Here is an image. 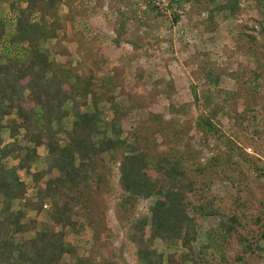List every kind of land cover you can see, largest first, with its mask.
Masks as SVG:
<instances>
[{
  "label": "trees",
  "instance_id": "16d2710c",
  "mask_svg": "<svg viewBox=\"0 0 264 264\" xmlns=\"http://www.w3.org/2000/svg\"><path fill=\"white\" fill-rule=\"evenodd\" d=\"M0 3H4L8 11L0 17V133L6 129L11 139L3 142L0 137V264H58L62 255L74 256V249L63 239L62 229L71 228L73 218H77L72 209L84 199L79 186L86 180L96 185L98 174L91 165L94 158L101 154L117 155L121 190L117 207L122 214L120 219L129 223L128 238L136 247L138 263L210 264L206 258L209 251L218 250L220 262L228 261L226 253L235 250L238 252L232 257L235 264H247L245 256H252L255 252V257L264 263L262 202L259 203L261 212L245 217L257 228L255 234L249 231L246 235L241 230L248 222L242 220L244 216L238 214V210L227 215L211 200L206 206L185 202L187 196L194 192L196 176L214 171L230 180L237 171L236 166L249 167L250 171L255 166L244 160L246 154L234 139L219 132L216 119L217 115L228 111L233 123L241 130L260 126L258 106L263 97L260 96V83L264 77V0H168V5L188 4L207 13L204 21L210 25V30L215 28L213 12H225L232 16L241 10L242 5L249 3L256 9L257 18L239 36L244 51L252 57L254 68L248 76L243 75L238 92H224L218 102L209 105L211 98L207 94L198 95L194 89L190 91L193 107L197 108L194 109L193 127L203 135L204 140L223 146L202 166L194 161L196 153L190 157L187 153H180L177 147L186 132L179 128L176 116L182 113L185 106L175 107L169 102L168 120L151 115L143 126H136L123 136L116 125V116L127 108L122 111L124 108L121 109L115 102L117 92L113 78L103 75L94 78L93 72L87 69L63 78L56 74L52 63L47 60L49 52L42 49L40 43L52 35L50 23L57 17L55 6L59 0H0ZM213 4L215 6L212 7ZM147 9L155 15L158 13L152 5ZM177 19L178 16L172 14L173 24ZM32 23L36 30L40 29L41 32H37L39 36L22 34L23 29ZM124 23L125 18L117 22L118 34L122 32ZM114 43L118 44L117 41ZM202 73L207 85L218 84V74L213 68L207 67ZM229 76L236 78V75ZM75 87H81L83 91L79 100L73 95H79ZM238 98L244 109L236 113L234 103ZM101 101L110 106L112 114L105 120L100 119L103 112L96 108ZM66 105L68 110H65ZM11 115L18 120L17 123L8 120ZM69 115L71 123L69 129L64 130L60 122ZM20 130L23 145L15 139ZM61 134L62 145L57 140ZM157 139L161 144L171 143L173 148L156 153ZM237 140L240 141V138L237 137ZM41 146L45 149L44 172L55 169L60 176L37 188L23 183L18 171L36 179L42 175V172H29V166L38 158L37 149ZM8 159L14 165H8L5 162ZM226 165L228 168L224 169ZM255 170L256 175L264 177V168L263 171L259 167ZM147 172L159 176L160 183L156 176L151 177ZM29 190L37 199L35 203L25 198ZM71 191L73 195L65 194ZM60 197H64L63 200ZM149 198L153 203L148 209L147 239L168 244L178 238L184 253L171 254L163 260L153 249L141 248L142 227L146 222L144 218L132 221V217L125 216V213L129 214L136 199ZM15 200L21 201L22 206L34 211L35 215L40 213L43 201L47 200L48 220L52 225L60 226L61 231H34L32 237L15 240L17 234H25L35 228V218L22 224V212L11 210ZM188 206L193 215L191 218L186 214ZM196 216L215 217L217 226L213 232L205 234L206 242L192 251L189 244L194 240ZM76 260L74 264H82L79 259ZM83 264H93V261L87 260Z\"/></svg>",
  "mask_w": 264,
  "mask_h": 264
},
{
  "label": "rangeland",
  "instance_id": "374dc122",
  "mask_svg": "<svg viewBox=\"0 0 264 264\" xmlns=\"http://www.w3.org/2000/svg\"><path fill=\"white\" fill-rule=\"evenodd\" d=\"M157 2L158 5L152 4L150 0H59L55 6L57 17L50 23L52 35L42 41L40 46L49 52L47 60L52 63L56 74L61 78L73 76L79 71L83 73L87 69L93 72L94 78L103 75L114 79L117 92V96L114 95L117 98L115 102L121 109L124 108L122 111L127 108L116 116V125L123 136L132 128L143 126L151 115H157L164 121L168 120L169 102L175 107L185 106L182 113L176 116L179 128L186 132L177 147L180 153H187L190 157L196 153L194 161L202 166L217 154L222 144L204 140L203 135L193 127L192 119L196 113L194 109L197 108L193 107L190 91L194 89L198 95L207 94L211 98L209 105L218 102L219 96L224 92H238L243 75L248 76L254 68L252 57L244 51L239 36L244 29L251 26L252 20L257 18L256 9L249 3L242 5L241 10L232 16L225 12H213L212 22L215 28L210 30V25L204 21L207 13L188 4L177 6L168 5V0ZM150 5L157 9V15L147 9ZM6 10V5L0 3V17L8 12ZM172 14L178 16L174 24ZM122 18H125V23L122 32L118 34L117 22ZM33 25L34 23L24 28L21 33L39 36L37 32L40 29L36 30ZM115 41L118 44H115ZM207 67L213 68L218 74L219 82L216 86L205 83L202 70ZM230 74L236 75V78L232 79ZM260 85V96H263L258 106L260 126L241 130L233 123L232 115L227 114L228 111H223L216 119L219 132L234 139L246 154L244 160H249L250 165L256 167L250 171L249 167L236 166L237 171L230 180L214 171L196 176L194 192L187 196L185 202L206 206L211 200L227 215L238 210V214L241 213L244 216L242 220L246 222V216H255L261 212L259 203L264 204V177L256 175L254 169L259 167V170L263 171L264 168V77ZM74 90L79 95H73L79 100L83 91L81 87H75ZM234 105L236 113L244 109L239 98ZM24 107L27 108V105ZM96 108L103 112L101 120L111 117L110 106L105 102L101 101ZM65 110H68L67 105ZM8 120L18 122L13 115ZM70 123L69 115L61 120L60 126L67 130ZM56 126L53 125V128H57ZM107 133L109 134V130ZM0 137L3 142L11 141L6 129L1 131ZM15 139L20 145L24 144L21 130ZM57 140L62 145L63 135L58 136ZM170 147L173 148L171 143L161 144L160 139H157L156 153L168 152ZM37 153L38 158L30 164L29 172H42V175L36 179L24 171H18V177L25 184L42 188L47 181L58 178L60 174L55 169L44 172V147H39ZM5 162L14 165L10 159ZM93 164L91 166L98 174L96 185L89 184L86 180L79 186L84 199L72 209L77 218H73L74 225L71 228L62 229L63 239L74 249V256L70 258L62 255L58 264H74L76 259L82 264L87 260L93 261V264H140L136 259V247L128 238L129 223L120 219L122 214L117 207L121 195L117 155L101 154L94 158ZM226 168L228 165L224 167ZM147 174L156 176L160 183L159 176L152 175L151 172ZM30 190L25 198L30 203H35L37 199ZM65 194L70 196L73 192ZM63 198L60 197L61 200ZM152 203V198L136 199L129 214L125 213V216L132 217V221L144 218L146 222L142 227L141 248L153 249L163 260L171 254L184 253L185 249L181 247L178 238L172 239L168 244L147 239L148 209ZM240 204L244 206L240 207ZM10 208L12 211L22 212V224L35 218L34 230L17 234L15 240L32 237L34 231H61L60 226H54L48 220L47 200L43 201L38 215L25 209L21 201H12ZM186 212L189 218L193 216L189 206ZM194 220V240L189 244L192 251L204 244L205 234L213 232L217 226L215 217L196 216ZM256 230L257 228L248 222L241 233L246 235L247 232L253 231L255 234ZM237 253L235 250L227 252L226 262H220L219 250L209 251L206 258L210 260V264H235L232 257ZM255 254L256 252L252 256H245L247 264H264Z\"/></svg>",
  "mask_w": 264,
  "mask_h": 264
},
{
  "label": "built area",
  "instance_id": "2783aa9c",
  "mask_svg": "<svg viewBox=\"0 0 264 264\" xmlns=\"http://www.w3.org/2000/svg\"><path fill=\"white\" fill-rule=\"evenodd\" d=\"M160 1H162V0H160ZM150 2H151L152 4L158 5V4H157V3H158L157 0H155V2H154V0H152V1L150 0Z\"/></svg>",
  "mask_w": 264,
  "mask_h": 264
}]
</instances>
